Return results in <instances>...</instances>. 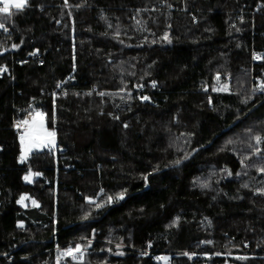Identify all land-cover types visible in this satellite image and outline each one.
I'll return each instance as SVG.
<instances>
[{
  "label": "trees",
  "instance_id": "1",
  "mask_svg": "<svg viewBox=\"0 0 264 264\" xmlns=\"http://www.w3.org/2000/svg\"><path fill=\"white\" fill-rule=\"evenodd\" d=\"M9 12L0 264H264V0H26ZM34 109L56 149L19 161L11 125ZM77 244L81 261L55 257Z\"/></svg>",
  "mask_w": 264,
  "mask_h": 264
},
{
  "label": "snow or ice",
  "instance_id": "2",
  "mask_svg": "<svg viewBox=\"0 0 264 264\" xmlns=\"http://www.w3.org/2000/svg\"><path fill=\"white\" fill-rule=\"evenodd\" d=\"M25 3L26 0H0V5H3V7H0V13L10 14L9 12L10 7H14L15 9L19 10L25 6ZM0 28H4L3 23H0ZM165 38H167V35H165ZM13 47H17V45H13ZM254 59H259V57L254 56ZM0 71H6V69L0 68ZM153 86H155V82H153ZM57 87H60V85L58 84ZM259 90L264 91V82L259 84ZM101 95H104V93H101ZM142 99H148V98L143 97ZM21 124L26 126V131L22 133L20 136V141L22 145L21 156H20L21 161L27 158L28 153L32 151L33 148L48 147L49 145L55 143L56 133L55 131H48V129L45 127L43 113H37L36 116L33 117L31 121L28 120L21 121L19 124H17V128H19ZM255 139L257 144H259L262 140V138L259 136H257ZM25 144H27V147H24ZM259 151L260 149L257 148L256 152L259 153ZM177 163H179V161H177ZM260 171L264 172V169H261ZM25 179L26 180L30 179V177L26 176ZM123 197H124V193H118L115 199H123ZM23 199L24 198L22 197L21 201L18 202H22ZM113 199L114 198L112 196H109L108 203L113 202ZM88 202L94 203L95 201L89 200ZM96 206L97 208H99L102 205L97 204ZM77 254H79L81 257L83 256V251L79 245H77L75 249L70 248L65 252V255L71 256L74 259L76 258Z\"/></svg>",
  "mask_w": 264,
  "mask_h": 264
},
{
  "label": "rangeland",
  "instance_id": "3",
  "mask_svg": "<svg viewBox=\"0 0 264 264\" xmlns=\"http://www.w3.org/2000/svg\"><path fill=\"white\" fill-rule=\"evenodd\" d=\"M11 8V7H10ZM37 113H42L41 112V110L40 109H34V110H32L31 112H28L24 117H23V119H22V121H25V120H28V121H31L32 120V118L33 117H35L36 116V114ZM45 127L48 129V131H53L52 129H50L49 127H47V125L45 124ZM26 131V126L24 125V128H23V130L18 134V141H19V146H20V156H21V149H22V145H21V141H20V136H21V134L22 133H24ZM24 147H27V144H25L24 145ZM42 149H49V150H55L56 149V138H55V143L54 144H52V145H49L48 147H42V148H33L32 149V151H30L29 153H28V155H27V157L31 154V153H33V152H37V151H40V150H42ZM34 173H32V172H28L26 175H25V177L26 176H28V177H30V179H25L26 181H30L33 177H34ZM22 198V197H21ZM23 198H25V195H24V197ZM34 201L32 200V199H30V203L32 204ZM21 204L22 205H24L25 204V199H23V201L21 202ZM77 245H79V244H77ZM76 245V246H77ZM76 246L74 247V248H76ZM80 247H81V244L79 245ZM72 248V247H71ZM66 249H70V247L69 248H66ZM82 249V248H81ZM83 251V250H82ZM66 257V256H65ZM64 257V258H65ZM82 258H83V256H82ZM57 259H62V258H58L57 257ZM165 264V263H164Z\"/></svg>",
  "mask_w": 264,
  "mask_h": 264
},
{
  "label": "built area",
  "instance_id": "4",
  "mask_svg": "<svg viewBox=\"0 0 264 264\" xmlns=\"http://www.w3.org/2000/svg\"><path fill=\"white\" fill-rule=\"evenodd\" d=\"M0 7H3V5H0ZM254 56H256V57H259V55L257 54V53H255V52H253V54H252V59L253 60H258V59H254ZM26 61V59H22V60H20L19 61V63H23V62H25ZM0 68H2L1 66H0ZM4 69V68H3ZM138 88L140 89V90H143L144 89V87L142 86V85H140V86H138ZM21 122V120H19V119H17V120H14L13 121V123H12V125H11V128L13 129V131H14V133H16V134H18V133H20L22 130H23V128H24V125H22L21 124V126L19 127V128H17V124H19ZM71 249H75V248H71ZM68 249H66V248H63V247H61V246H55L54 247V253H55V257L57 258H64L65 256H67V255H65V252L67 251ZM187 255H188V257L189 258H191L192 257V253H186ZM70 258H71V260H73V261H81L82 260V257L79 255V254H77L76 255V258L74 259L73 257H71V256H69Z\"/></svg>",
  "mask_w": 264,
  "mask_h": 264
},
{
  "label": "crops",
  "instance_id": "5",
  "mask_svg": "<svg viewBox=\"0 0 264 264\" xmlns=\"http://www.w3.org/2000/svg\"><path fill=\"white\" fill-rule=\"evenodd\" d=\"M21 197H24V195H22ZM21 197L19 198L18 201H21ZM24 199H25V204H26V203H30V198H28L26 195H25V198H24ZM19 203L21 204V202H19ZM25 204H24V205H25ZM21 205H22V204H21Z\"/></svg>",
  "mask_w": 264,
  "mask_h": 264
},
{
  "label": "water",
  "instance_id": "6",
  "mask_svg": "<svg viewBox=\"0 0 264 264\" xmlns=\"http://www.w3.org/2000/svg\"><path fill=\"white\" fill-rule=\"evenodd\" d=\"M35 54L36 53V50H34L31 54ZM227 128H225L223 131H225ZM196 151V150H195ZM19 161H21V159L19 158Z\"/></svg>",
  "mask_w": 264,
  "mask_h": 264
}]
</instances>
